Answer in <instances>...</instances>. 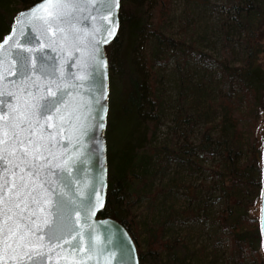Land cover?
<instances>
[{"label": "trees", "instance_id": "16d2710c", "mask_svg": "<svg viewBox=\"0 0 264 264\" xmlns=\"http://www.w3.org/2000/svg\"><path fill=\"white\" fill-rule=\"evenodd\" d=\"M36 1L0 0V40L17 12ZM180 1L173 16V0H120L119 30L105 47L108 175L99 215L126 228L139 264H264L253 215L262 186L263 139L255 123L264 103V0ZM209 12L215 22L204 21L201 36L192 39ZM117 85L125 92L122 109L135 115L136 125L113 151L108 138ZM165 115L168 138L153 144ZM181 193L182 204L173 201L165 214L166 198ZM143 201L156 213L140 228L133 209ZM186 223L205 236L199 261L172 227Z\"/></svg>", "mask_w": 264, "mask_h": 264}, {"label": "water", "instance_id": "95a60500", "mask_svg": "<svg viewBox=\"0 0 264 264\" xmlns=\"http://www.w3.org/2000/svg\"><path fill=\"white\" fill-rule=\"evenodd\" d=\"M47 3L48 0H39L17 12L0 40V45H4L0 48V56L4 57L0 64V90L15 94L0 96V100L6 101L7 109L21 106L25 101L39 105L49 87L59 94V86V90L67 94L61 112L71 115V119L62 124V132L57 127L46 128L45 135L57 133V143L52 149L55 155L49 158L37 183L44 184V190L53 201L57 193L63 196V222L70 230L65 233V240L79 241L80 249L73 252L61 241L62 248L55 252L36 250L48 256L45 264H139L135 243L126 228L113 218L99 215L106 202L108 175L109 74L105 47L116 38L119 30L120 0H81L71 22L59 24L63 32L56 30L55 23L49 27L43 19L37 18L51 19L47 12L53 10L46 8ZM42 6L43 10L32 16H21L33 9H42ZM29 33L32 41L26 43ZM9 36L11 40L7 39ZM29 49L31 51H26ZM16 53L29 56L31 62L37 64V57L43 56L54 75L45 77L33 72L31 79H18L11 74L18 66ZM80 76L87 78L77 79ZM52 123H57L55 117ZM37 215L40 219L36 223L42 224L43 214L38 212ZM259 229L264 255V139ZM11 257L12 253L5 255L0 251V264L5 261L15 264Z\"/></svg>", "mask_w": 264, "mask_h": 264}, {"label": "snow or ice", "instance_id": "6c2138e0", "mask_svg": "<svg viewBox=\"0 0 264 264\" xmlns=\"http://www.w3.org/2000/svg\"><path fill=\"white\" fill-rule=\"evenodd\" d=\"M80 5L81 0H48L46 8L53 11H48L47 16L51 19L37 18L43 19L49 27L55 23L56 30L63 32L64 29L59 24L70 23ZM41 10L43 6L42 9H33L21 16H32L34 12ZM7 39L11 40L12 37ZM31 41L29 33L25 42ZM3 47L4 45H0V48ZM96 50L99 51L98 48ZM37 60L38 64L31 62L29 56L16 53L15 61L18 66L16 72L11 74L24 81L31 79L33 72L45 77L54 75V70L49 71L50 66L43 56L37 57ZM3 62L4 57L0 56V64ZM86 78L77 77L80 80ZM58 91L59 94L49 87L46 95L40 98L42 103L39 105L25 101L23 105L13 106L10 110L7 109L6 101L0 100V251L5 255L12 253L11 259L15 264H45L48 256L36 249L55 252L57 248H62L61 241L67 243L73 252L80 249L79 241L72 243L65 240V233L70 230L63 222V196L57 193L53 201L44 190V184L37 183V178L46 169L49 158L54 157L52 149L57 143V133L45 135L46 128L57 127L62 132V124L71 119L69 113L61 112L66 104L67 94L59 90V86ZM6 95L15 94L0 90V96ZM54 117L57 121L55 125L52 123ZM38 212L44 217L39 225L36 223L40 219ZM89 241L91 242L90 234ZM108 243L112 241L109 239ZM103 250L100 249L101 252ZM4 264L9 262L5 261Z\"/></svg>", "mask_w": 264, "mask_h": 264}, {"label": "rangeland", "instance_id": "374dc122", "mask_svg": "<svg viewBox=\"0 0 264 264\" xmlns=\"http://www.w3.org/2000/svg\"><path fill=\"white\" fill-rule=\"evenodd\" d=\"M219 1L220 0H210V4H215L216 2L219 3ZM172 4H173V11H172L173 14L172 15L178 16V13H179V11L181 9V5H182L181 1L180 0H173ZM208 16H209V19H208ZM204 19L205 20H201L200 23L198 21V27H197L196 33L192 36V39H198L199 36H201L200 29L204 25V21L206 22V20H207L211 23L215 22L214 21V14L210 13V12L207 14V17L205 15ZM217 21H218V8H217ZM178 22H179L178 19H176L172 23V28L170 27V31L172 32V35L174 32H176ZM199 24H200V26H199ZM186 28H187L186 29L187 33L192 32L190 24H188ZM176 35H178V34H176ZM260 42L264 46V38ZM201 44L203 46L207 45L206 42H203ZM218 49L219 48L217 46V51H218ZM204 50H207L208 52H211V53L214 52L213 47L212 48L211 47H205ZM260 62H262V64H264V53L260 57ZM236 63L237 62H235V64ZM171 67H172V65L169 64V66H168L169 72H170ZM169 72H168V74H169ZM166 84L167 83L165 82L164 85H166ZM115 94H116V96H115L116 105L114 108L113 119H112V121L110 123V127H109V138H108L109 144H110L113 151H115V149H117L116 147H118L123 141L126 142L127 138L134 133V128L136 125L135 115L134 114L126 115L122 109V107H124L126 104L125 92L123 91V88L120 87L119 85H117L115 88ZM170 94L173 96L172 91L170 92ZM161 122H162L161 125H159V127L156 131L153 144H158L159 142H162L163 140H166L168 138V135H169L168 134V127L171 125L170 117L166 116V115L163 116L161 118ZM255 133L257 134V136L264 139V103L259 108L258 119L256 120V123H255ZM181 191H183V189ZM166 199H167L166 202L161 207L165 214H167V211H168L169 207L171 206V204L173 205V201H174L175 206L182 204L183 195L181 193V195L175 196L174 199H173V196L167 197ZM254 206H255V209L253 211V215H255L259 219V200H256ZM145 207H146V201H143L136 208L133 209V212H135L137 214L136 220L138 221L140 228L143 226L141 220H143L145 218V221H147V222L152 221L154 219L152 217L156 213V210H154L153 208L151 209V211H148V209H146ZM171 226H172L171 224L166 226V228H167L166 234L171 230ZM172 227L174 230L177 231L178 237L183 240V242L188 246V248L190 250L194 251L193 252L194 253V259L197 261L201 260V258L204 255V250H201V248L204 244L205 236L202 233H200L199 228H198L200 226L196 225V224L186 223V224H181V225L177 224L176 226H174V224H173ZM143 236H144V234H142L140 236V238H142ZM206 251H207V249H206ZM260 252L262 255V259L264 260V255L262 253L261 248H260ZM219 261H220V264H224V262H222L221 260H219Z\"/></svg>", "mask_w": 264, "mask_h": 264}, {"label": "flooded vegetation", "instance_id": "af4514ba", "mask_svg": "<svg viewBox=\"0 0 264 264\" xmlns=\"http://www.w3.org/2000/svg\"><path fill=\"white\" fill-rule=\"evenodd\" d=\"M108 112H109V109H108ZM107 123H108V118H107Z\"/></svg>", "mask_w": 264, "mask_h": 264}]
</instances>
